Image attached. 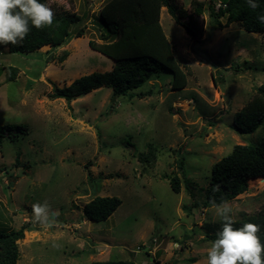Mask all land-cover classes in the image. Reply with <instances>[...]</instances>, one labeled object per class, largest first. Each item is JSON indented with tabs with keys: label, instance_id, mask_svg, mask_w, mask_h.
Here are the masks:
<instances>
[{
	"label": "rangeland",
	"instance_id": "374dc122",
	"mask_svg": "<svg viewBox=\"0 0 264 264\" xmlns=\"http://www.w3.org/2000/svg\"><path fill=\"white\" fill-rule=\"evenodd\" d=\"M109 1L48 0L57 13L80 15L70 37L30 54L0 48V126L15 128L0 141V234L19 230L27 219L39 226L35 240L27 235L17 242L18 264H206L222 229L215 208L204 207L212 168L235 145L264 143V124L240 135L233 122L264 84V35L238 22L218 30L208 7L217 13L226 0H178L188 12L182 22L195 35L166 8L161 24L188 74L185 89L172 91V74L162 70L134 92H150L143 99L103 87L70 104L51 100L54 86L114 68L89 45L105 43L100 10ZM197 1L201 16L194 13ZM217 19L226 23V16ZM80 30L83 36L75 37ZM5 66L19 69L16 81H6ZM149 144L154 158L141 163ZM175 176L178 194L170 186ZM247 185L228 202L234 227L264 206V179ZM97 196L122 201L107 221L84 217V206ZM44 201L58 213L51 227L32 222L31 205ZM5 252L0 242V259Z\"/></svg>",
	"mask_w": 264,
	"mask_h": 264
},
{
	"label": "trees",
	"instance_id": "16d2710c",
	"mask_svg": "<svg viewBox=\"0 0 264 264\" xmlns=\"http://www.w3.org/2000/svg\"><path fill=\"white\" fill-rule=\"evenodd\" d=\"M39 2L49 6L48 0H39ZM257 3L259 8L253 10L248 6L247 0H226L224 7L221 6L217 13L214 12L211 3L208 10L218 30L238 22L245 31L264 35V23H260L257 19L258 16L264 15V0H257ZM198 4L194 13L201 16L204 14V8L202 3ZM162 8H166L171 18L189 35H195L193 30L182 22L188 12L178 4V0H110L100 10V20L104 30L102 37L105 43L97 44L92 41L89 45L93 51L113 61L114 68L108 72L83 76L63 88L54 86L49 98L62 99L70 104L104 87L111 88L114 96L117 97L143 99L151 96L150 92L136 94L134 92L146 84L154 73L159 74L162 70L172 74L170 82L172 91L185 89L188 84V74L177 61L172 44L164 32L161 24ZM54 13L55 20L51 27L36 29L30 24V32L21 44L0 45V48L8 47L10 53L30 54L47 45L53 48L61 46L70 37V28L80 23L81 17L76 13L55 11ZM224 16H226L225 24L217 19ZM83 34V30H80L75 37H82ZM66 57L67 54L63 55L62 61ZM2 69L5 71L7 82L16 81L18 68L5 66ZM256 92L250 103L234 114V129L240 135L253 134L264 124V84L258 87ZM14 129L12 125H1L0 141L5 138L6 131ZM148 147V154H142L140 157L141 163L145 161L144 163L148 164L151 158H154L156 150L152 144ZM182 165L183 162L180 163V167L183 168ZM263 179L264 143L235 145L229 155L214 164L210 179L211 186L207 191V202L204 203V207H214V203L220 204L224 201L230 202L246 191L249 180ZM170 186L173 192L180 193L178 177L171 178ZM121 204L122 201L118 197L97 196L84 206L83 214L86 220L91 222L107 221ZM249 222L260 225L258 236L264 244V206L256 216L247 217L241 225L235 227H241ZM38 227L33 226L30 220L24 222L17 231L0 234V242L6 245V252L0 259V264H18L20 253L17 242L25 238L26 231ZM189 262L194 263L196 259L191 258ZM93 264H136V262L107 260Z\"/></svg>",
	"mask_w": 264,
	"mask_h": 264
},
{
	"label": "clouds",
	"instance_id": "9594fccd",
	"mask_svg": "<svg viewBox=\"0 0 264 264\" xmlns=\"http://www.w3.org/2000/svg\"><path fill=\"white\" fill-rule=\"evenodd\" d=\"M247 4L253 10L259 8L257 0H247ZM257 19L264 23V15ZM54 20L52 8L39 0H0V45L21 44L30 32V24L41 29L51 27ZM213 206L222 229L207 251L206 264H264V244L258 236L260 225L249 222L234 227L230 204L224 201ZM31 208L34 224L51 227L56 223L58 213L47 201L34 203Z\"/></svg>",
	"mask_w": 264,
	"mask_h": 264
},
{
	"label": "crops",
	"instance_id": "0c3cea01",
	"mask_svg": "<svg viewBox=\"0 0 264 264\" xmlns=\"http://www.w3.org/2000/svg\"><path fill=\"white\" fill-rule=\"evenodd\" d=\"M163 9L164 8H162V11H163ZM162 11H161V13H162ZM167 11V10H166ZM47 47H51L50 45H47ZM46 46H45V48H47ZM19 183V180L18 181H16V185ZM28 221H30L29 219H27L26 220V222H28ZM86 222V221H85ZM38 232V230L37 229H35V230H32V231H26V233H25V236H27V235H30V239H34L35 238V236H36V233ZM37 237V236H36ZM35 240V239H34ZM131 260V259H130ZM137 264V263H136ZM144 264H145V262H144Z\"/></svg>",
	"mask_w": 264,
	"mask_h": 264
},
{
	"label": "water",
	"instance_id": "95a60500",
	"mask_svg": "<svg viewBox=\"0 0 264 264\" xmlns=\"http://www.w3.org/2000/svg\"><path fill=\"white\" fill-rule=\"evenodd\" d=\"M115 100V99H114ZM146 250H147V248H146Z\"/></svg>",
	"mask_w": 264,
	"mask_h": 264
},
{
	"label": "bare ground",
	"instance_id": "6f19581e",
	"mask_svg": "<svg viewBox=\"0 0 264 264\" xmlns=\"http://www.w3.org/2000/svg\"><path fill=\"white\" fill-rule=\"evenodd\" d=\"M42 48H44V47H42Z\"/></svg>",
	"mask_w": 264,
	"mask_h": 264
}]
</instances>
